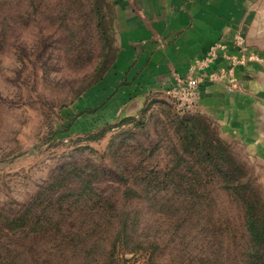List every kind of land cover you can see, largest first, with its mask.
Masks as SVG:
<instances>
[{
  "label": "rangeland",
  "instance_id": "obj_1",
  "mask_svg": "<svg viewBox=\"0 0 264 264\" xmlns=\"http://www.w3.org/2000/svg\"><path fill=\"white\" fill-rule=\"evenodd\" d=\"M116 9L0 0V264H249L244 200L197 145L221 140L264 203V104L234 109L240 62L205 97L127 69Z\"/></svg>",
  "mask_w": 264,
  "mask_h": 264
},
{
  "label": "crops",
  "instance_id": "obj_2",
  "mask_svg": "<svg viewBox=\"0 0 264 264\" xmlns=\"http://www.w3.org/2000/svg\"><path fill=\"white\" fill-rule=\"evenodd\" d=\"M115 3L124 25L119 35L122 49L118 59L130 53L129 61L135 63L127 69L136 72L142 63L150 61L157 65L153 66L155 72L167 71L172 79L175 75L199 77L202 81L196 93L205 97L209 77L218 76L223 67L231 68L232 63L240 62L233 68L238 79L234 109L237 113L244 109L253 113L259 104H264V0H115ZM261 123H253L246 117L242 120L240 115L234 119L239 130L254 128L258 134L261 130L258 141L263 140Z\"/></svg>",
  "mask_w": 264,
  "mask_h": 264
},
{
  "label": "trees",
  "instance_id": "obj_3",
  "mask_svg": "<svg viewBox=\"0 0 264 264\" xmlns=\"http://www.w3.org/2000/svg\"><path fill=\"white\" fill-rule=\"evenodd\" d=\"M198 144L200 145L197 146L202 150L205 149V153H200L205 165L210 166L212 171L224 181L222 188L243 198L246 206V227L250 237L249 264H264V203H254L250 199L248 195L252 194L253 190L242 180L243 174L236 162H233V168L226 165L228 160H231V156L226 153V147L221 144V140L213 138ZM213 149H216L217 153H213ZM64 171H60L57 175Z\"/></svg>",
  "mask_w": 264,
  "mask_h": 264
},
{
  "label": "built area",
  "instance_id": "obj_4",
  "mask_svg": "<svg viewBox=\"0 0 264 264\" xmlns=\"http://www.w3.org/2000/svg\"><path fill=\"white\" fill-rule=\"evenodd\" d=\"M187 88L191 91H193L194 88H196L197 79L193 77H190L187 81Z\"/></svg>",
  "mask_w": 264,
  "mask_h": 264
}]
</instances>
